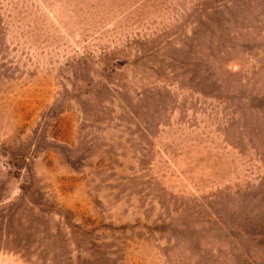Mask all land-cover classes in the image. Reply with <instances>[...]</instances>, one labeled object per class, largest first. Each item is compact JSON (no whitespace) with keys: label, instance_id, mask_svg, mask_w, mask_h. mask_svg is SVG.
<instances>
[{"label":"rangeland","instance_id":"rangeland-1","mask_svg":"<svg viewBox=\"0 0 264 264\" xmlns=\"http://www.w3.org/2000/svg\"><path fill=\"white\" fill-rule=\"evenodd\" d=\"M0 264H264V0H0Z\"/></svg>","mask_w":264,"mask_h":264}]
</instances>
